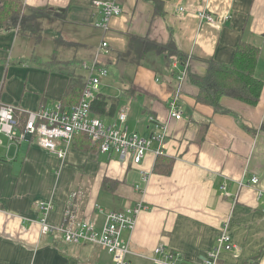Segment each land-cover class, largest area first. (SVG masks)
<instances>
[{
    "label": "crops",
    "instance_id": "obj_1",
    "mask_svg": "<svg viewBox=\"0 0 264 264\" xmlns=\"http://www.w3.org/2000/svg\"><path fill=\"white\" fill-rule=\"evenodd\" d=\"M20 1L53 14L42 21L38 38L0 25V102L18 108L20 129L28 111L67 109L81 97L66 94L69 76L32 58L82 64L97 56L110 74L95 95L115 106L112 116L97 118L116 123L125 110L130 132L149 136L154 118L168 135L162 155L149 152L133 166L129 159L100 153L84 136L75 137L60 160L34 137L13 143L0 134V264H112L97 245L67 243L57 231L43 234L42 203L52 205L48 225L86 221L97 231L106 213L142 204L147 210L137 216L134 230L122 233L130 248L128 264H152L149 256L159 244L187 264L200 263L214 248L223 221L237 257L223 252L219 264H264V0H122V12L106 32L95 25L101 17L97 0ZM200 11L223 20L216 26L200 22ZM131 37L159 50L143 53L138 64L123 62L116 54L127 52ZM103 40L108 48L97 54ZM240 42L258 49L257 103L221 97L220 111L198 103L190 76H204L210 61L230 64ZM73 73L84 87L82 68ZM174 97L180 120L169 114ZM253 177L255 186L249 183Z\"/></svg>",
    "mask_w": 264,
    "mask_h": 264
},
{
    "label": "built area",
    "instance_id": "obj_2",
    "mask_svg": "<svg viewBox=\"0 0 264 264\" xmlns=\"http://www.w3.org/2000/svg\"><path fill=\"white\" fill-rule=\"evenodd\" d=\"M121 2L122 0L94 1L96 7H101V17L96 22V27L106 32L110 20L121 14ZM178 12L183 13L184 8L180 7ZM197 18L200 22L212 26H216L223 20L215 19L205 11H200ZM228 19L229 17H224V20ZM107 48L108 44L103 40L97 54ZM81 68L86 77L80 100L67 109L56 105L53 108L41 106L36 111H28L22 129L15 117L18 108L0 102V134L13 143H20L28 136L34 137L35 143L40 148L54 154L60 160L65 158L68 147L77 136L87 138L104 155L109 157L116 155L122 161L129 159L133 166L141 165L149 152H153L155 156L162 155L168 129L165 125L158 124L154 118L149 119V126H153L152 132L149 136L143 137L135 132H130L125 110L118 113L116 123H104L101 119L91 115L90 103L98 93L102 79L108 77L110 73L106 67L98 64L97 56L93 61L83 63ZM182 79L183 77L177 76L179 82ZM169 114L175 120L182 118L176 97L169 102ZM1 145L0 141V147ZM144 181H147L145 177ZM249 183L251 186H255L258 184V179L253 177ZM259 196H261L260 192ZM39 207L44 214L40 222L43 234L57 231L61 233L67 243L97 245L111 256L112 264H128L130 248L123 241L122 233L124 231L132 232L137 216L147 210L139 203L135 207L123 211H110L106 213L101 231H97L90 222L86 221L71 222L67 225L64 223L57 227L50 226L46 223L45 216L52 209V205L42 203ZM236 249L228 231V221H223L214 248L202 262L196 264H219L223 252H230L237 257ZM149 260L152 264H187L180 253L172 251L162 244L153 249Z\"/></svg>",
    "mask_w": 264,
    "mask_h": 264
},
{
    "label": "trees",
    "instance_id": "obj_3",
    "mask_svg": "<svg viewBox=\"0 0 264 264\" xmlns=\"http://www.w3.org/2000/svg\"><path fill=\"white\" fill-rule=\"evenodd\" d=\"M50 15L52 17L53 14L46 9L26 8L19 0H4L0 6V25L5 22L14 27L19 25L18 33L38 38L40 35L39 24L43 20H50ZM157 47L147 39L131 37L127 52L118 53L116 56L123 62L138 64L144 56L143 53L157 51L159 50ZM257 58L258 49L255 46L240 42L230 64L220 65L210 61L204 76H190L191 82L199 89L196 101L212 106L215 111H220L219 100L221 97H230L250 105L256 104L262 86L261 81L256 79L253 74ZM178 59L184 63L180 55H178ZM31 61L38 66L69 76L70 84L66 94L69 92L81 94L83 84L74 75L73 68L81 67L83 63L56 64L53 61L42 62L37 58H32ZM114 110L115 106L111 104L108 107L106 99L100 96H95L90 103V112L96 117L112 116ZM161 159L157 157L156 171L159 170ZM167 161L171 165V160Z\"/></svg>",
    "mask_w": 264,
    "mask_h": 264
},
{
    "label": "rangeland",
    "instance_id": "obj_4",
    "mask_svg": "<svg viewBox=\"0 0 264 264\" xmlns=\"http://www.w3.org/2000/svg\"><path fill=\"white\" fill-rule=\"evenodd\" d=\"M19 1H20V0H19ZM18 24H19V23H18ZM41 25H42V23L39 24V29H40ZM16 27H17L18 30H19V25H17ZM38 32H39V31H38Z\"/></svg>",
    "mask_w": 264,
    "mask_h": 264
}]
</instances>
